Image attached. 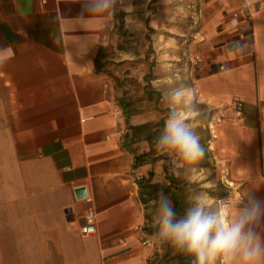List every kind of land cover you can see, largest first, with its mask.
I'll list each match as a JSON object with an SVG mask.
<instances>
[{"label": "crops", "instance_id": "0c3cea01", "mask_svg": "<svg viewBox=\"0 0 264 264\" xmlns=\"http://www.w3.org/2000/svg\"><path fill=\"white\" fill-rule=\"evenodd\" d=\"M135 2L115 0L105 26L98 18L81 24L83 0H0V264H149L165 254L141 197L151 170L164 178V161L137 166L149 141L126 137L130 124L149 118L128 117L113 77L96 67L122 12L137 15ZM244 3L204 0L192 43L204 61L189 67L188 87L228 192L220 199L201 191L209 205L234 204L245 189L264 198V5L243 32L232 12ZM166 81L157 76L149 90L167 99ZM81 185L87 198L76 196ZM91 206L97 232L83 235L80 216ZM223 210L226 218L234 212Z\"/></svg>", "mask_w": 264, "mask_h": 264}, {"label": "clouds", "instance_id": "9594fccd", "mask_svg": "<svg viewBox=\"0 0 264 264\" xmlns=\"http://www.w3.org/2000/svg\"><path fill=\"white\" fill-rule=\"evenodd\" d=\"M115 0H83L81 24L105 14ZM85 13L87 15H85ZM243 51V45H238ZM0 48V63L4 62ZM165 97V92H163ZM168 114L154 142L155 149L174 165L193 166L205 155L193 122L201 115L191 87L173 85L167 90ZM194 171L195 169H190ZM234 209L226 218L222 209ZM155 238L190 258V264H264V198L245 189L234 204L211 206L203 193L193 194L183 211L163 191L152 217Z\"/></svg>", "mask_w": 264, "mask_h": 264}, {"label": "rangeland", "instance_id": "374dc122", "mask_svg": "<svg viewBox=\"0 0 264 264\" xmlns=\"http://www.w3.org/2000/svg\"><path fill=\"white\" fill-rule=\"evenodd\" d=\"M196 3L197 0H136L132 5L137 15L128 19L124 16L121 20L118 36L111 44V49L106 52L108 63L113 65L109 75L113 77L121 99L124 96L141 98L137 101V114L140 118L148 117L149 120L156 121L164 113H168L164 106L168 103L167 99L160 96L157 102L156 98L150 99L147 95L152 86L151 80L164 76L167 78L165 83L172 87L177 86L176 79L180 75V80H185L187 86L191 83L189 67L194 65L192 56L196 54L192 43L200 38V35L196 37L195 34L201 29V25L198 28L192 27ZM158 86L161 88V83ZM193 126L199 133L205 150L209 149L208 128L199 117L193 122ZM205 160L206 158H202L193 166L176 164L171 169L193 183L194 190L199 189L197 192L191 191L189 199L193 194L205 191V188L213 187L212 184L217 182L211 166H197ZM192 168L195 170H190ZM217 187L221 190L227 188L225 184ZM223 213L225 215L224 210ZM172 251L173 255L175 250ZM169 263L179 264L176 258Z\"/></svg>", "mask_w": 264, "mask_h": 264}, {"label": "trees", "instance_id": "16d2710c", "mask_svg": "<svg viewBox=\"0 0 264 264\" xmlns=\"http://www.w3.org/2000/svg\"><path fill=\"white\" fill-rule=\"evenodd\" d=\"M122 19L125 16V13L122 12L121 14ZM120 19V20H122ZM107 58V55L100 52L99 56L96 60V67L98 71H104L106 74H111L110 68L107 66L109 63L105 59ZM150 99H160V95H157V93L152 92L149 90V93L147 94ZM141 98H131L124 96L122 99V106L127 112V116L130 117L133 114H137V101ZM167 117V114H163V116L156 121L149 120L144 123L139 124H130V129L127 132V138L130 140L131 143L136 141H141L143 139H146L149 141V150L144 152H136L135 155V164L137 166L143 165L145 163H156L159 160H163V170H164V178L162 180H154L155 171L151 170L149 172V178L145 179L141 183L142 187V194L141 197L143 201L147 204H149V212L147 213V217L149 219V233L151 235H155L156 228L153 225L152 217L155 210V202L158 199V194L163 191L166 195H168L175 203L177 210L182 212L186 204L188 203V194L190 192H197V189H193L194 184L186 181L179 173L172 172L171 169L174 164H172L169 160V158L165 155H162L160 152H158L154 147V142L156 137L159 135L164 121ZM209 139V137H208ZM207 139V140H208ZM203 158H206L205 162H201L197 164L200 168H205L208 166H211L214 169L213 176H216V164L213 159V155L210 151V149L205 150V155ZM217 186L223 187V184L219 181H217ZM204 189V188H203ZM205 191L210 193L213 196H216L217 198H226L228 196V192L225 190H221L217 187V189L213 188H205ZM191 192V193H192ZM165 254L161 255L162 252H158V255L151 261L149 264H170L169 262L176 258L178 259L179 264H190V258L182 255L175 250V254L172 255V250L170 246H166Z\"/></svg>", "mask_w": 264, "mask_h": 264}, {"label": "built area", "instance_id": "2783aa9c", "mask_svg": "<svg viewBox=\"0 0 264 264\" xmlns=\"http://www.w3.org/2000/svg\"><path fill=\"white\" fill-rule=\"evenodd\" d=\"M264 5V0H245V3L232 12V16L238 21L241 31H246L252 28L253 17L255 13L261 9ZM193 25L192 27L198 28L201 25L203 18L202 0H197L194 4L193 12ZM199 31L195 34L197 37ZM192 60L195 66H199L203 63L204 59L200 54L192 56ZM223 68V66H221ZM239 115L242 114V103L236 104ZM80 231L83 235H90L97 232V211L94 207H89L80 216ZM145 243L150 244V240H146Z\"/></svg>", "mask_w": 264, "mask_h": 264}, {"label": "water", "instance_id": "95a60500", "mask_svg": "<svg viewBox=\"0 0 264 264\" xmlns=\"http://www.w3.org/2000/svg\"><path fill=\"white\" fill-rule=\"evenodd\" d=\"M77 198H87L88 197V190L85 185H81L75 188Z\"/></svg>", "mask_w": 264, "mask_h": 264}]
</instances>
